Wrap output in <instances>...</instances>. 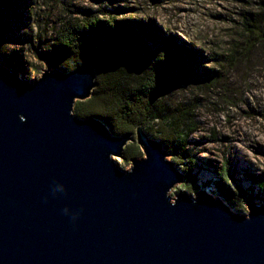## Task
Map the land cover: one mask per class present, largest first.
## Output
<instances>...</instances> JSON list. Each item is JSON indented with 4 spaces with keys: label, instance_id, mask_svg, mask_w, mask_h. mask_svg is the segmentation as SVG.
Returning a JSON list of instances; mask_svg holds the SVG:
<instances>
[{
    "label": "water",
    "instance_id": "water-1",
    "mask_svg": "<svg viewBox=\"0 0 264 264\" xmlns=\"http://www.w3.org/2000/svg\"><path fill=\"white\" fill-rule=\"evenodd\" d=\"M98 84L90 64L31 80L0 58V264H264V202L173 198L186 179L160 140L74 114ZM134 139L145 156L125 169Z\"/></svg>",
    "mask_w": 264,
    "mask_h": 264
},
{
    "label": "rangeland",
    "instance_id": "rangeland-1",
    "mask_svg": "<svg viewBox=\"0 0 264 264\" xmlns=\"http://www.w3.org/2000/svg\"><path fill=\"white\" fill-rule=\"evenodd\" d=\"M258 12V0H0V58L21 76L38 79L57 68L48 57L63 24L111 14L133 18L156 36L191 48L199 59L179 70L165 98L172 107L193 105L197 126L182 154L162 142L167 159L186 179L170 194L198 197L204 191L236 212H249L250 202H264L258 180L264 174V33H251L245 25L246 17ZM205 74L218 76V83L198 84L196 77ZM144 130L160 140L156 126ZM127 147L137 154L114 156L125 169L145 156L135 139ZM224 190L231 192V202L220 194Z\"/></svg>",
    "mask_w": 264,
    "mask_h": 264
},
{
    "label": "trees",
    "instance_id": "trees-1",
    "mask_svg": "<svg viewBox=\"0 0 264 264\" xmlns=\"http://www.w3.org/2000/svg\"><path fill=\"white\" fill-rule=\"evenodd\" d=\"M258 5L259 12L246 17L245 25L249 32L263 34L264 0H258ZM155 34L133 18L119 19L112 14L107 19L69 21L58 30L57 43L48 59L64 70L90 64L98 73L99 84L91 97L80 101L76 109L79 115L96 114L118 134L138 126L149 130L156 126L160 137H155L170 152L182 154L184 141L197 130L194 107H172L165 98L178 81L179 70L196 63L199 56L171 36ZM218 80L210 74L196 77V82L204 86H214ZM136 154L135 149L125 150L127 157ZM258 180L264 185V174ZM220 194L229 202L233 200L227 190Z\"/></svg>",
    "mask_w": 264,
    "mask_h": 264
},
{
    "label": "clouds",
    "instance_id": "clouds-1",
    "mask_svg": "<svg viewBox=\"0 0 264 264\" xmlns=\"http://www.w3.org/2000/svg\"><path fill=\"white\" fill-rule=\"evenodd\" d=\"M51 192L53 195H56L57 193H65L66 186L62 182L55 181L51 188ZM62 211L65 215H71L72 219H75L78 215V212H70V209L67 206H65Z\"/></svg>",
    "mask_w": 264,
    "mask_h": 264
}]
</instances>
